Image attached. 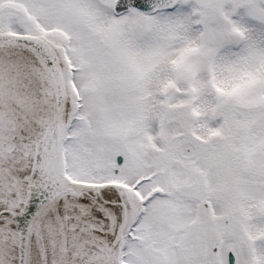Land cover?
<instances>
[{
  "label": "snow or ice",
  "instance_id": "snow-or-ice-1",
  "mask_svg": "<svg viewBox=\"0 0 264 264\" xmlns=\"http://www.w3.org/2000/svg\"><path fill=\"white\" fill-rule=\"evenodd\" d=\"M0 264H264V0H0Z\"/></svg>",
  "mask_w": 264,
  "mask_h": 264
}]
</instances>
